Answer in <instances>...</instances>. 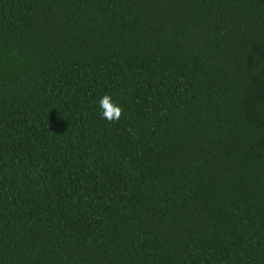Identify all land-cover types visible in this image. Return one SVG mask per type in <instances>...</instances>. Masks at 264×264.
I'll use <instances>...</instances> for the list:
<instances>
[{
	"label": "trees",
	"instance_id": "1",
	"mask_svg": "<svg viewBox=\"0 0 264 264\" xmlns=\"http://www.w3.org/2000/svg\"><path fill=\"white\" fill-rule=\"evenodd\" d=\"M0 264H264V0H0Z\"/></svg>",
	"mask_w": 264,
	"mask_h": 264
},
{
	"label": "clouds",
	"instance_id": "2",
	"mask_svg": "<svg viewBox=\"0 0 264 264\" xmlns=\"http://www.w3.org/2000/svg\"><path fill=\"white\" fill-rule=\"evenodd\" d=\"M99 108L101 109V118L109 122L118 121L123 113V109L113 102L110 95L105 94L99 100Z\"/></svg>",
	"mask_w": 264,
	"mask_h": 264
}]
</instances>
